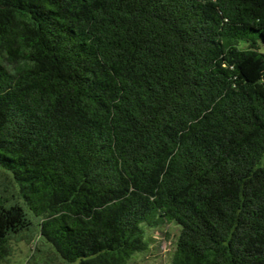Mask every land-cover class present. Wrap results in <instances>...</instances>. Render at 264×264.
<instances>
[{
	"label": "trees",
	"instance_id": "trees-1",
	"mask_svg": "<svg viewBox=\"0 0 264 264\" xmlns=\"http://www.w3.org/2000/svg\"><path fill=\"white\" fill-rule=\"evenodd\" d=\"M263 46L264 0H0V264H264Z\"/></svg>",
	"mask_w": 264,
	"mask_h": 264
},
{
	"label": "rangeland",
	"instance_id": "rangeland-1",
	"mask_svg": "<svg viewBox=\"0 0 264 264\" xmlns=\"http://www.w3.org/2000/svg\"><path fill=\"white\" fill-rule=\"evenodd\" d=\"M264 50V46L262 47ZM168 230L170 233L165 234V231ZM177 233V229L173 228L171 225L166 226L164 230L157 231L153 235L152 246L149 251L145 254L136 256L132 264H164L170 262V255L175 248V239L174 235ZM29 246L24 241L16 243L15 251L9 257V262L7 264H47L44 261H47L46 255H39L36 258H31L32 262H28L30 259ZM34 260V262H33ZM63 262V263H62ZM51 264H69L66 261L59 260L54 257V260Z\"/></svg>",
	"mask_w": 264,
	"mask_h": 264
}]
</instances>
